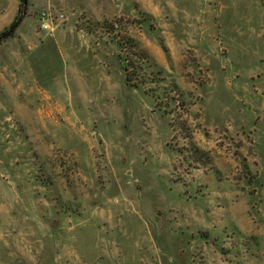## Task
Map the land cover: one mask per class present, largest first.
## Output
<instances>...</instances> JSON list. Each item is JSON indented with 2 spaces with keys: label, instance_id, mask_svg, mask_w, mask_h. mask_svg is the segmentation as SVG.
<instances>
[{
  "label": "rangeland",
  "instance_id": "374dc122",
  "mask_svg": "<svg viewBox=\"0 0 264 264\" xmlns=\"http://www.w3.org/2000/svg\"><path fill=\"white\" fill-rule=\"evenodd\" d=\"M71 8L0 43V264H264V0Z\"/></svg>",
  "mask_w": 264,
  "mask_h": 264
},
{
  "label": "crops",
  "instance_id": "0c3cea01",
  "mask_svg": "<svg viewBox=\"0 0 264 264\" xmlns=\"http://www.w3.org/2000/svg\"><path fill=\"white\" fill-rule=\"evenodd\" d=\"M74 1L75 0H30V6L41 4L44 10L45 9L54 10L61 8L62 10H65L69 13L70 11L74 10L73 8H71V3H73ZM18 5H19V0H0V32L8 28L9 25L13 22L18 10ZM66 21L67 19L65 18V21L59 24L58 27H56L55 29L49 32L48 31L42 32L41 33L42 35H40V38H42L43 40L42 45H39L38 47H37L38 43L35 44L33 43L35 42L33 40L38 39L39 42L40 39L39 34H37L35 31L34 32L32 31V33L30 32L28 35L27 34L25 35L24 32L18 35L23 39L24 42L27 43V45L30 44V41L33 43L32 46H28L27 48H29V50L31 51H35L34 52L35 54L33 56L35 59L37 57L38 59H43V61L46 60L47 57L45 56V53L47 49L51 50L52 53L50 55L51 57L55 59L57 58L59 59V56L62 53V51L61 49L59 50L57 42L53 39L54 37L59 41V43L62 45V47L65 50H68L70 52V54H72L71 52L73 51V49L70 48L71 43H73L72 29L69 27L60 29L62 24H64ZM23 23H25V20ZM74 47H76V45Z\"/></svg>",
  "mask_w": 264,
  "mask_h": 264
},
{
  "label": "trees",
  "instance_id": "16d2710c",
  "mask_svg": "<svg viewBox=\"0 0 264 264\" xmlns=\"http://www.w3.org/2000/svg\"><path fill=\"white\" fill-rule=\"evenodd\" d=\"M30 0H19L18 10L13 22L9 25L8 28L4 29L0 32V43L4 42L6 39L11 38L15 35L16 30L22 25L24 20L28 16V8H29ZM126 65H124V80L125 84L128 87H132L134 89L144 88L143 84L137 80V73L141 66H137L134 62L126 61ZM138 62H144V66L148 67V61L144 58L138 60ZM146 89V88H145ZM148 90V89H147Z\"/></svg>",
  "mask_w": 264,
  "mask_h": 264
},
{
  "label": "built area",
  "instance_id": "2783aa9c",
  "mask_svg": "<svg viewBox=\"0 0 264 264\" xmlns=\"http://www.w3.org/2000/svg\"><path fill=\"white\" fill-rule=\"evenodd\" d=\"M57 20L64 21L65 20L64 15L62 14L57 15ZM48 22H52V18L50 17V15H46L43 13L40 19V28L43 30H50L48 26Z\"/></svg>",
  "mask_w": 264,
  "mask_h": 264
}]
</instances>
